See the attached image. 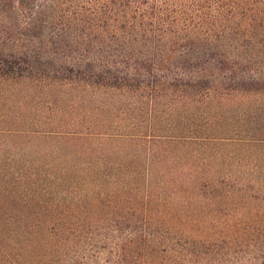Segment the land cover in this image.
<instances>
[{"label":"trees","instance_id":"1","mask_svg":"<svg viewBox=\"0 0 264 264\" xmlns=\"http://www.w3.org/2000/svg\"><path fill=\"white\" fill-rule=\"evenodd\" d=\"M135 249L264 264V0H0V264Z\"/></svg>","mask_w":264,"mask_h":264},{"label":"rangeland","instance_id":"2","mask_svg":"<svg viewBox=\"0 0 264 264\" xmlns=\"http://www.w3.org/2000/svg\"><path fill=\"white\" fill-rule=\"evenodd\" d=\"M134 257H135L134 264H146V261L149 260L147 259V256L141 252V250H137V249L134 250ZM152 258L154 261L153 262L151 261V264H179L177 257L173 253H168V254L158 253L157 255L155 254Z\"/></svg>","mask_w":264,"mask_h":264}]
</instances>
